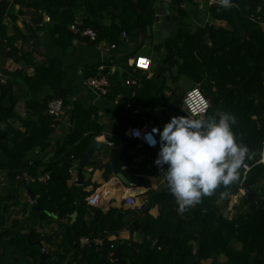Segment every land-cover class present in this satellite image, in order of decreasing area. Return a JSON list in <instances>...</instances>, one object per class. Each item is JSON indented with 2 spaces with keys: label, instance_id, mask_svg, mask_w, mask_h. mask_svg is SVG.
<instances>
[{
  "label": "trees",
  "instance_id": "obj_1",
  "mask_svg": "<svg viewBox=\"0 0 264 264\" xmlns=\"http://www.w3.org/2000/svg\"><path fill=\"white\" fill-rule=\"evenodd\" d=\"M155 3V0L12 2L46 12L50 18L47 28L50 44L58 52L72 48L76 39L83 40L69 30L74 23L73 10L83 9L85 17L79 29L96 32L97 39L93 45L104 42L117 47L122 42V33L127 37L141 38V43L145 38H152L158 21ZM230 4V7L213 4L209 8L212 19L226 22L230 31L208 26L189 35L177 32L163 45L154 46V50L159 53L162 68L176 67L178 75L185 76L203 91L210 101L206 117L215 116L218 112L235 117L232 131L236 142L249 149L244 164L251 167L250 171L243 177V164L238 170L237 181L228 186L220 185L211 195L203 196L198 204L187 207L182 215L178 213V205L168 189L161 193H149L147 204L140 208L138 220L130 226L119 225L115 220L116 226L110 228L113 233L128 230L131 235L140 231L144 236L142 242L107 240L99 252L80 249L77 240L111 232H93L91 227H79L77 220L70 224L71 215L75 212L80 215L83 211L81 201L86 193L75 185L68 187L67 181L73 162L87 151L90 137L99 134L101 127L92 120L91 110L73 103L69 107L72 128L43 171L49 173V180L26 185L16 180L23 172L33 178L39 177L36 171L42 162L36 150L39 149L40 154L46 152L54 133L52 125L57 124L47 115V104L61 99L63 107H68L66 98L70 91L66 89L64 62L59 55L47 56L43 61L34 63L32 55L37 45L19 53L11 39L7 41L9 58L34 70L32 77L22 76L21 79L24 93L31 99L27 109L35 113L37 122L30 119L21 121L22 130L13 129L10 125L3 129L0 127V170L7 171V176L13 177L19 186L38 195L31 208L32 213H39L42 218L52 215L57 220L66 221V239L63 240L69 245V251L57 250L49 256L50 264H64L69 254L72 264H203L207 261L210 264H264V165L258 164L264 146V0H230ZM7 5L8 2L0 0V40H7L3 25ZM106 16L110 18L108 26L101 22ZM254 16L260 17L262 26L251 21ZM16 38L22 37L16 33ZM24 41L26 48V39ZM100 66L105 67L106 73L109 71L108 63H98L88 69L87 78L94 77ZM136 73L140 72L136 70L133 74L139 75ZM125 75L126 78L130 73ZM114 76L111 78L112 87L116 83ZM143 82L149 83L147 80ZM12 88V85L0 84L2 119L17 118L13 112L17 97L11 95ZM46 90L51 94L43 96L39 102L38 97ZM116 135L118 138L122 136L119 132ZM29 155H32L31 160L27 159ZM241 192L240 200L245 212L236 211L226 218L219 206H228L230 198ZM10 198L9 191L5 195L0 193V264H38L40 250L34 243L39 240L41 232L30 229L26 239L17 231L18 222L12 221L11 226L6 227L12 214L7 205ZM153 206L159 207L156 218L149 214ZM107 228L103 227L104 230ZM234 243L240 248L234 249ZM108 253L116 262L107 261Z\"/></svg>",
  "mask_w": 264,
  "mask_h": 264
},
{
  "label": "crops",
  "instance_id": "obj_2",
  "mask_svg": "<svg viewBox=\"0 0 264 264\" xmlns=\"http://www.w3.org/2000/svg\"><path fill=\"white\" fill-rule=\"evenodd\" d=\"M5 1L8 2V8L3 25L6 28L5 38L7 40H0V84L2 86L12 85L11 95L17 97L13 110L17 118L2 119V116H0V127L3 129L10 125L13 129L22 130L21 121L30 119L37 122L35 113L27 109V103L31 99L25 95L21 79L22 76L32 77L33 75L30 76L25 71L15 70L13 66L17 63L8 56L7 41L11 39L13 47L19 53H24L23 51L31 49L32 45H37V50L32 55L34 63L43 61L47 56L59 55L64 62L66 89L70 91L69 96L66 98L69 106L63 107L46 152L40 154L41 151L36 150L42 162L36 171V175H49V173H43V171L47 168L48 163L52 161L55 152L62 146L72 128L69 107L73 103L80 104L85 109L93 112L92 120L101 127L99 134L90 137V143L96 141L101 147L89 158L90 166L82 169L83 182L81 185L78 184L79 155L77 156L76 162H73L74 173L70 175L67 185L68 187L72 185L80 187L86 193L85 199L95 192L101 194V199L98 205L92 208L87 207L85 199H83L81 202L85 206L83 205V211L80 215L75 212L76 220L80 223L79 227L83 225L91 227L93 232L97 230L111 232L110 228L116 226L115 220L119 225L130 226L133 221L139 219V209L145 207L147 195L151 192L161 193L168 187L162 175V169L154 164L159 151V144H157L156 149L140 148L136 141L127 137V131L136 127H147L149 131L153 127L162 129L171 117L185 116L181 111V104H178L177 101L179 97L182 100L185 92L179 93L175 85L180 82H188L192 85L194 83L185 76L178 75L176 67L167 68L165 66L162 68L160 66L161 59L159 53L154 50L153 36L152 38H145L149 43L147 48L144 45L145 40L142 43L141 38H134V41H130L129 36L124 40L121 35L120 41L122 42L115 49H110L109 44L104 42L93 45L83 38V40H74L72 48L58 52L50 44L47 33L50 18L44 10L38 8L35 11L34 8L12 4L13 0ZM155 1L157 2V0ZM165 1L170 6L171 22L175 27L172 36L177 32L188 35L197 33L208 26L226 31L231 30L226 22L214 20L210 15L209 8L213 4L221 5L220 0ZM73 12V24L81 25L85 17L83 9L73 10ZM157 14L156 9V17ZM101 22L103 25L108 26L110 25V18L106 16ZM157 24L158 21L153 28V33L156 31ZM16 33L22 38L14 39ZM149 34L148 31L147 36ZM23 39H26V48ZM146 50H151V54H156L158 57L151 58L140 54ZM137 57L146 58L149 65L147 69L142 66L143 70H138L140 73H136L139 75L135 76L133 74L135 72L134 63ZM102 62L108 63V70L113 72V76L115 75L117 85L115 83L116 87L114 85L111 88L107 97L97 99L83 86V81L87 78L88 69ZM126 72H129L130 76L136 77L140 82V87L135 90L136 97L131 100L129 109L126 105L130 100L131 90L121 84ZM144 80L149 81V83H144ZM47 94L49 95L51 92L43 91L38 97V101L40 102L43 96ZM28 115H31V117L29 118ZM118 132L122 135L120 138L116 135ZM156 139L159 140L158 135ZM8 147L10 148L11 145L8 144ZM27 159L31 160L32 155H29ZM166 167L167 165H164L163 170H166ZM89 169L90 172H88ZM126 188L131 189V193L134 195V207L127 206L124 203V190ZM7 191L10 192L11 196L7 205L10 207L12 214L6 227L11 226L12 221H16L19 223L17 231L20 234H26L30 229H35L41 232V235L49 236V243L44 245L48 249L49 255H54L57 250L62 252L67 249L69 251V245L67 246L63 240L66 239V221L57 220L52 215L42 218L39 213H32V207L28 205V197L30 198V196L27 194L26 189L19 186V183L13 177L7 176V171L0 170V193L5 195ZM240 195L237 196L240 198ZM34 196L35 199L33 200L36 202L38 195ZM189 207L192 208L193 205ZM24 208L25 213H23ZM177 211L180 215L183 214V211H179V208H177ZM149 214L156 218L159 214V207L153 206L149 210ZM70 224L72 223L70 222ZM59 226L62 227L59 228ZM104 226L109 228L104 230ZM101 236H103V233ZM107 236V240L112 242H126L130 239L131 242L136 243H141L144 237L140 231H135L131 235L128 230L111 232ZM70 255L66 258L64 264L71 263Z\"/></svg>",
  "mask_w": 264,
  "mask_h": 264
},
{
  "label": "clouds",
  "instance_id": "obj_3",
  "mask_svg": "<svg viewBox=\"0 0 264 264\" xmlns=\"http://www.w3.org/2000/svg\"><path fill=\"white\" fill-rule=\"evenodd\" d=\"M230 7V0H220ZM199 112L207 108L201 99ZM235 117L218 112L215 116H174L162 129L153 127L144 136L150 147L159 144L154 164L162 169L170 194L179 211L198 204L203 196L220 185L228 186L239 178L238 170L249 153L247 146L236 142L232 125ZM139 138V130L133 132ZM159 140L157 141L156 136ZM167 165L166 170L163 166Z\"/></svg>",
  "mask_w": 264,
  "mask_h": 264
},
{
  "label": "built area",
  "instance_id": "obj_4",
  "mask_svg": "<svg viewBox=\"0 0 264 264\" xmlns=\"http://www.w3.org/2000/svg\"><path fill=\"white\" fill-rule=\"evenodd\" d=\"M48 20V19H47ZM251 21L257 24H260L262 26V23L260 22V17L254 16L251 17ZM80 25L73 24L69 26V30L79 35L81 38L87 39L90 43H94L97 39V34L95 31L91 29H79ZM122 39L126 40L127 36L125 33H122ZM110 49H115L114 45H109ZM12 61V60H11ZM10 61V62H11ZM149 61L144 57H137L136 61L134 63V70H143L141 67H148ZM15 70L17 71H25L26 74L32 76L34 74L33 68L25 67L24 65H14L13 66ZM144 69V70H146ZM113 76L112 71L105 72V67L100 66L97 69L96 75L94 77L87 78L83 81V86L94 95L95 98H103L106 97L111 88H112V82L111 78ZM123 87L131 90L130 93V100L128 101L126 107L129 109L131 107V100L135 99L136 92L135 90L140 87L139 80L134 77L130 76L129 78L123 80L121 82ZM203 99L207 102V108L203 113H200L198 110L201 107L200 101ZM63 109V101L61 99H54L50 101L47 104L46 113L48 116L52 117L54 122L58 123L61 112ZM210 109V101L206 98L203 91L199 88V86H194L190 90H188L182 97L181 101V111L184 115L199 118L200 116L206 117L208 111ZM56 124H53L52 127H55ZM135 130H139L140 136L139 138L134 137L133 132ZM150 131L147 129V127H136L132 128L129 131H127V137L131 138L132 140L136 141L138 144V147H146L149 149H156L157 145L155 147H150L148 143L145 141L144 136L146 133H149ZM76 162V161H75ZM74 162V163H75ZM258 164L264 165V146L261 151L260 159L258 161ZM251 167L244 164L242 166V174L243 177L250 171ZM75 170V167L72 166L70 170V174H73ZM91 170L89 169L88 172ZM16 180L21 181L22 183L28 184V183H34V182H40L45 183L49 180V175L39 176L37 178L30 177L27 172H23V175L17 176ZM124 203L127 206L134 207L135 201H134V195L131 193V189H125L124 190ZM240 197L243 195V192L240 193ZM101 199V194L98 192L92 193L85 199V204L87 207H96ZM145 204H147V201L145 200ZM28 205L30 207L35 205V200L28 197ZM140 210V209H139ZM108 236L106 233H103V236H97V237H81L77 240V245L80 249L87 250V249H94L96 252H99L103 250L105 246V242L107 241ZM112 249L113 246H110ZM107 261L110 263L116 262V260L113 258V255L111 253H108L106 257Z\"/></svg>",
  "mask_w": 264,
  "mask_h": 264
},
{
  "label": "water",
  "instance_id": "obj_5",
  "mask_svg": "<svg viewBox=\"0 0 264 264\" xmlns=\"http://www.w3.org/2000/svg\"><path fill=\"white\" fill-rule=\"evenodd\" d=\"M156 9H157V18L158 24L156 31L153 33V44L155 46L163 45L166 40H168L173 32L175 31V27L171 22V10L169 4L165 0H157L156 2ZM130 41H134V37H129ZM100 145L96 143V141H92L89 145L88 150L86 153L81 154L78 156L79 164H78V184L81 185L83 182V175L82 169L90 166L89 158L91 155L100 149ZM27 194L30 196L31 199H35V196L30 192V190L26 189ZM76 220V213L71 215V223L75 222ZM26 239H28L27 234H23ZM50 241V237L47 235H41L39 240L36 242L40 249L38 264H49V252L48 249L44 246L48 244Z\"/></svg>",
  "mask_w": 264,
  "mask_h": 264
},
{
  "label": "rangeland",
  "instance_id": "obj_6",
  "mask_svg": "<svg viewBox=\"0 0 264 264\" xmlns=\"http://www.w3.org/2000/svg\"><path fill=\"white\" fill-rule=\"evenodd\" d=\"M148 41H146L145 40V42H144V45L146 46V48L148 47ZM152 52H151V50L150 51H148V50H146V51H144V52H142V53H140V54H144L145 56H148V57H151V58H153V57H158V56H156V54H154V55H152L151 54ZM194 86H196L195 84H190V83H188V82H180V83H178L177 85H175V87L177 88V91L179 92V93H181V92H187L188 90H190L191 88H193ZM184 93V94H185ZM177 101H178V104H181V98L179 97V99H177ZM21 192V191H20ZM234 200V201H233ZM220 207V210H221V213L226 217V218H230L233 214H235V209H236V211H241V212H245V206H242V201L240 200V198H239V196H233L232 198H230V202H229V204H228V206H219ZM20 235H23V234H20ZM28 235V234H27ZM41 236V235H40ZM40 238V237H39ZM232 247L234 248V249H239L240 247H239V245L237 244V243H234V244H232ZM222 260V259H221ZM203 264H210V261H207V262H204Z\"/></svg>",
  "mask_w": 264,
  "mask_h": 264
},
{
  "label": "flooded vegetation",
  "instance_id": "obj_7",
  "mask_svg": "<svg viewBox=\"0 0 264 264\" xmlns=\"http://www.w3.org/2000/svg\"><path fill=\"white\" fill-rule=\"evenodd\" d=\"M34 244H36V242L34 243ZM37 245V244H36ZM38 246V245H37ZM40 250V249H39ZM40 253V252H39ZM50 256V255H49ZM48 263L50 264V262H49V258H48Z\"/></svg>",
  "mask_w": 264,
  "mask_h": 264
},
{
  "label": "bare ground",
  "instance_id": "obj_8",
  "mask_svg": "<svg viewBox=\"0 0 264 264\" xmlns=\"http://www.w3.org/2000/svg\"><path fill=\"white\" fill-rule=\"evenodd\" d=\"M234 201V200H233Z\"/></svg>",
  "mask_w": 264,
  "mask_h": 264
}]
</instances>
